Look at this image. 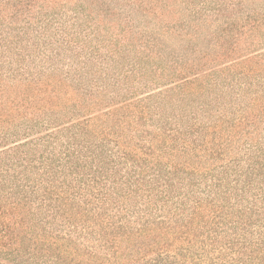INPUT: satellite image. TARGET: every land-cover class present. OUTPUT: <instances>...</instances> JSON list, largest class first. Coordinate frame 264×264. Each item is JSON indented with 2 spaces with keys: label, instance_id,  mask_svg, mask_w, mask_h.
Here are the masks:
<instances>
[{
  "label": "trees",
  "instance_id": "trees-1",
  "mask_svg": "<svg viewBox=\"0 0 264 264\" xmlns=\"http://www.w3.org/2000/svg\"><path fill=\"white\" fill-rule=\"evenodd\" d=\"M181 2L0 0V264H264V0Z\"/></svg>",
  "mask_w": 264,
  "mask_h": 264
},
{
  "label": "rangeland",
  "instance_id": "rangeland-1",
  "mask_svg": "<svg viewBox=\"0 0 264 264\" xmlns=\"http://www.w3.org/2000/svg\"><path fill=\"white\" fill-rule=\"evenodd\" d=\"M87 1L91 3L94 2L97 7L101 6L102 3H104V5H102L101 7H105V9H107L108 3L110 4L112 3L116 5L124 4L125 6H128L127 8H130L131 7L130 5L132 6L134 5L135 0H87ZM147 1L151 3L148 5V7H155L156 9H158V11L161 12V14L163 13L165 15V18H163L164 21H172L173 19H176V18L185 19V16H187V14L190 12L189 9L187 10V7H186L187 5L185 3H182L181 0H177L178 2L175 0H147ZM202 1L203 0H197L196 4L199 5V7H201ZM110 11L114 12L115 10L112 7H110ZM96 21L98 22V20ZM96 21L94 23H96ZM105 21L106 22H104L102 26L103 32H106L108 30L109 21L108 19H105ZM206 27H204V29H206ZM112 29L113 28H110L109 30L112 31ZM201 245H202L201 242L195 243L194 245L195 249L192 251L191 256L187 257L185 256V253L188 254V252H186L187 250L185 249L190 247V245L187 242H183L179 244L170 243L168 247H165L163 254H165L164 257L169 260V264H183V263H189V264H257L256 256L253 255L249 251L242 253L241 256L240 254L234 255L233 253H238L239 251L233 252V246H230V249H227L225 251L226 255L221 256L219 254V251H215V252L211 251L210 250L211 248H207V250H203L201 248Z\"/></svg>",
  "mask_w": 264,
  "mask_h": 264
}]
</instances>
